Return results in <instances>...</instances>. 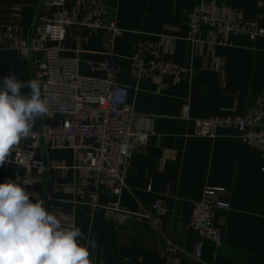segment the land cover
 <instances>
[{"label":"crops","instance_id":"0c3cea01","mask_svg":"<svg viewBox=\"0 0 264 264\" xmlns=\"http://www.w3.org/2000/svg\"><path fill=\"white\" fill-rule=\"evenodd\" d=\"M202 1L106 0L105 23L123 34L113 39L109 31L99 30L83 44V59L94 53H114L120 68L116 80L131 87L134 110L155 117V132L133 157L121 194L103 191L100 203L138 210L166 198L169 215L157 225L129 221L118 228L104 220L102 209L78 205L71 237L55 232L43 237L42 219L51 214L47 209L50 195L57 199L50 203L54 208L68 211L74 207L70 202L72 178L49 171L34 186L39 199L0 207V223L7 230L19 231L12 244L28 253L25 264H36V254L73 264L83 259L94 264H264L263 155L241 143L234 128H219L210 138L195 134L197 120L244 115L257 93L264 91V37L252 40L233 35L229 46L203 43L195 47L187 39V13ZM216 1L242 11L247 20H257L264 28L259 0ZM3 2L8 16L13 7H21L19 32L29 38L37 15H43V0ZM140 42L159 45L165 58L192 68L191 75L176 85L167 78L168 88L163 92L148 80L131 78L129 58ZM32 60L0 50V120L24 114L28 128L37 129L39 97ZM43 157L55 165L73 163L70 150H43ZM18 174L25 172L14 165L0 171V190L9 194ZM207 186L224 189L217 199L230 205L229 210L216 212L214 222L222 237L219 245L201 241L190 227L193 205ZM20 218L27 223L22 230ZM169 242L191 255L201 244L202 261L169 255Z\"/></svg>","mask_w":264,"mask_h":264},{"label":"built area","instance_id":"2783aa9c","mask_svg":"<svg viewBox=\"0 0 264 264\" xmlns=\"http://www.w3.org/2000/svg\"><path fill=\"white\" fill-rule=\"evenodd\" d=\"M257 7L259 17L264 16V0H259ZM5 9L0 0V50L33 59L40 124L37 129L28 128L24 114L14 120H0V171L14 165L25 172L13 179L9 194L0 190V207L7 202L24 205L39 199L40 192L34 186L47 172L56 170L63 177L72 178L70 202L74 207L68 211L54 208L50 203L57 199L50 195L47 209L51 214L42 219L43 237L48 232L71 237L74 208L78 205L102 209L104 220L118 228L129 221L160 223L170 212L166 198L158 199L151 208L138 210L100 203L103 191L121 194L133 157L155 132V117L137 113L130 103L131 87L117 82L120 68L114 53L82 57L83 44L99 30L109 31L113 39L123 34L115 25L105 23L106 0H43L42 13L46 14L37 15L29 38L19 32L21 7H13L10 16ZM187 25V39L195 47L203 43L211 47L229 46L233 35H246L252 40L264 37V28L257 20H247L242 11L216 0H203L190 10ZM129 60L130 77L148 80L160 92L168 88L167 78L176 85L192 73V68L165 58L160 46L151 42L137 43ZM196 125L195 134L209 138L219 128H234L240 142L260 151L264 158V91L257 93L244 115L200 119ZM62 149L72 152L71 165L46 162L43 150ZM224 191L207 186L202 198L193 205L190 227L201 241L215 245L222 241L214 221L218 210L230 208L228 202L217 199ZM18 221L22 223L20 230L25 229V220ZM0 226L5 227L1 223ZM11 232L9 235L0 228V264H25L28 253L12 244L19 231ZM168 251L173 257L187 255L202 261L201 244L192 255L172 242ZM35 262L73 264L52 262L41 254L35 255ZM81 264L94 263L83 259Z\"/></svg>","mask_w":264,"mask_h":264},{"label":"bare ground","instance_id":"6f19581e","mask_svg":"<svg viewBox=\"0 0 264 264\" xmlns=\"http://www.w3.org/2000/svg\"><path fill=\"white\" fill-rule=\"evenodd\" d=\"M42 14H46V13H42ZM0 228L4 231V232H6V233H8L9 235H12V232L10 231V230H7V229H5L4 227H1L0 226Z\"/></svg>","mask_w":264,"mask_h":264}]
</instances>
